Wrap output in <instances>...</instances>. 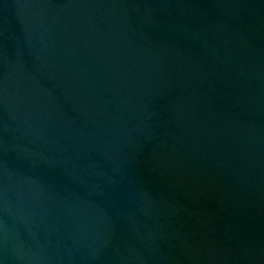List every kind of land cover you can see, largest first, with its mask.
<instances>
[{
    "label": "water",
    "instance_id": "obj_1",
    "mask_svg": "<svg viewBox=\"0 0 264 264\" xmlns=\"http://www.w3.org/2000/svg\"><path fill=\"white\" fill-rule=\"evenodd\" d=\"M0 264H264V0H0Z\"/></svg>",
    "mask_w": 264,
    "mask_h": 264
}]
</instances>
